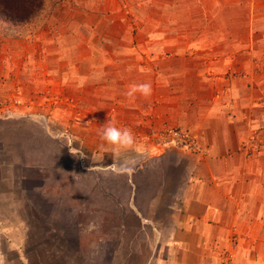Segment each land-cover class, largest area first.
<instances>
[{"label":"crops","instance_id":"crops-1","mask_svg":"<svg viewBox=\"0 0 264 264\" xmlns=\"http://www.w3.org/2000/svg\"><path fill=\"white\" fill-rule=\"evenodd\" d=\"M83 2L81 10H71L80 17L66 26V41L57 38L51 51L45 39L21 57L24 66L55 69L52 79L66 104L77 107L64 143L70 169L49 187L72 209L76 247L67 234L75 231L55 229L50 221L40 242L45 256H101L105 250L109 258L121 257L120 231L106 228L129 219L136 230L133 254L124 256L144 258V264H216V245L234 227L254 226L264 240V143L248 158L243 149L264 129V0ZM139 83H151L152 95L129 99V86ZM7 85L0 80V99L9 95ZM108 122L143 131L178 126L195 134L204 155L142 138H136L139 153L117 155L102 139ZM153 157L156 163L169 158L170 167L159 172L139 164ZM125 160L134 164L130 175L110 167ZM160 176L161 183L153 182ZM142 178L151 186H140ZM122 182L129 190L125 202ZM138 193L146 199L137 202ZM74 199H81L76 213Z\"/></svg>","mask_w":264,"mask_h":264},{"label":"rangeland","instance_id":"rangeland-1","mask_svg":"<svg viewBox=\"0 0 264 264\" xmlns=\"http://www.w3.org/2000/svg\"><path fill=\"white\" fill-rule=\"evenodd\" d=\"M83 1L44 0L41 11L26 23L13 25L0 20V54L3 52L5 56L1 57L3 63L0 64V80L9 83L8 89L3 90L9 95L0 99V264H144L145 262L141 257L124 256L133 254L131 234L133 237L136 230L133 220L130 219L126 221L127 225L120 228H106L112 234H117L118 231L121 233L123 250L122 256L118 258L107 257L105 250H100L101 256H45L48 252H44L40 245V242L42 246L44 245V232L52 221L55 229L75 231L73 236L67 234L75 240L76 247V235L79 230L78 227L71 226L69 211L72 213V209L67 207V210L64 207L67 204L66 200L63 201L66 196H60L63 200L59 199V195L52 196L51 193L57 194L58 190L49 187L53 184L56 186L58 179L65 180L64 175L67 169H70L71 163L67 158V147L64 143H66L67 131L71 128L68 122L74 117L71 111L76 110L77 107L69 108L66 104V94L59 91L58 82L52 79V71L55 69L45 64L42 65V69L33 64L24 66L21 57L24 59L23 54L27 56L26 50L29 49V45L30 49L35 51L41 47L40 41L45 39V46L51 51L55 47L57 38H60V42L66 41L69 38L66 26L71 24L75 17H80L78 12L71 10L73 6L80 9L84 5ZM141 22L143 21H139V24ZM133 25L138 26L134 20ZM56 31H59L57 37L54 36ZM34 56L32 52L31 57ZM59 68L65 69L60 65ZM66 109H70L67 114H65ZM63 118L64 120L60 121ZM119 126L121 129L128 128L122 122ZM163 130L178 131L198 143L194 133L178 126L151 127L144 131L133 127L131 131L135 138H142L151 146L165 147L157 144L151 136L153 131ZM260 132L259 136L251 135L246 139L249 143L245 144L243 149L247 150V158L264 143V129ZM198 146L200 153L193 155L203 156L204 150L200 145ZM177 152L184 155L192 154L184 149H179ZM158 160L159 158L153 157L149 161H139V164L156 167L159 172L170 167L169 158L156 163ZM154 163L157 165L154 166ZM129 165L134 164L129 163ZM163 180L160 176L153 179V182L161 183ZM140 182L143 183L140 184L142 187L151 186L150 183L145 184L144 178L138 183ZM62 187L63 190L67 189L65 182ZM121 192L122 202H125L129 196L125 182H122ZM136 199L137 202L144 201L146 193H138ZM80 201L81 199H74V207L77 209H73V213L81 211V205L78 203ZM253 227H244L243 230L242 227H234L229 236L218 241L216 264H264V240H260L259 235L253 234L251 230ZM46 234L45 238L49 239L48 233ZM61 253H66L65 243H62ZM98 254L99 252H96V255Z\"/></svg>","mask_w":264,"mask_h":264},{"label":"clouds","instance_id":"clouds-1","mask_svg":"<svg viewBox=\"0 0 264 264\" xmlns=\"http://www.w3.org/2000/svg\"><path fill=\"white\" fill-rule=\"evenodd\" d=\"M138 94L146 98L150 97L152 95L151 83L132 84L126 92V96L129 99H135ZM102 139L111 146L113 152L117 155L121 151L127 150H134L137 153L140 152V146L137 144L132 131L128 128H118L112 122H108L103 126ZM110 167L129 175L134 172V166H130L128 160L114 163Z\"/></svg>","mask_w":264,"mask_h":264},{"label":"trees","instance_id":"trees-1","mask_svg":"<svg viewBox=\"0 0 264 264\" xmlns=\"http://www.w3.org/2000/svg\"><path fill=\"white\" fill-rule=\"evenodd\" d=\"M44 0H0V20L19 25L34 18Z\"/></svg>","mask_w":264,"mask_h":264},{"label":"built area","instance_id":"built-area-1","mask_svg":"<svg viewBox=\"0 0 264 264\" xmlns=\"http://www.w3.org/2000/svg\"><path fill=\"white\" fill-rule=\"evenodd\" d=\"M151 136L157 144L159 143L162 146L174 147L176 149H184L192 154L200 153L198 143L195 142L193 139H190L187 135H184L178 131H153L151 133Z\"/></svg>","mask_w":264,"mask_h":264}]
</instances>
